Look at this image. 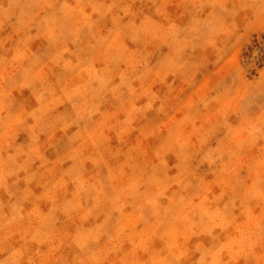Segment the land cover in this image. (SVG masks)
Here are the masks:
<instances>
[{
    "label": "rangeland",
    "instance_id": "obj_1",
    "mask_svg": "<svg viewBox=\"0 0 264 264\" xmlns=\"http://www.w3.org/2000/svg\"><path fill=\"white\" fill-rule=\"evenodd\" d=\"M205 208L264 264V0H0V264H201Z\"/></svg>",
    "mask_w": 264,
    "mask_h": 264
},
{
    "label": "bare ground",
    "instance_id": "obj_2",
    "mask_svg": "<svg viewBox=\"0 0 264 264\" xmlns=\"http://www.w3.org/2000/svg\"><path fill=\"white\" fill-rule=\"evenodd\" d=\"M41 188L44 189L43 191L45 192V195H50L51 180L43 184ZM139 194L140 193L137 194V197L139 196ZM97 195H98L97 203L99 205L106 203L107 206H114L115 203L117 204L118 202L117 198H115L114 200H111V198H109L107 200L106 194L103 192L102 189L97 191ZM198 216H199L198 225H199L200 230L195 229L194 232H195V239L203 244V245L201 244L202 253H203V257H201V262H202L201 264H208L209 261L210 263H214L216 261V257H213V251L211 250L213 249V246H214V242H213L214 237H213V233L209 231V228H210L209 226L212 223V214L210 212V209L206 210L205 208V209H200ZM60 218H62V215H60ZM88 236L89 234L86 229L81 230L78 234L80 241H82Z\"/></svg>",
    "mask_w": 264,
    "mask_h": 264
}]
</instances>
